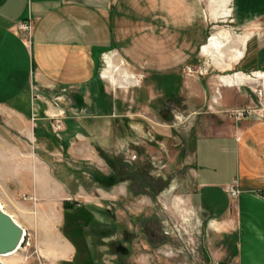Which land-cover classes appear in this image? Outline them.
<instances>
[{
    "label": "rangeland",
    "instance_id": "obj_1",
    "mask_svg": "<svg viewBox=\"0 0 264 264\" xmlns=\"http://www.w3.org/2000/svg\"><path fill=\"white\" fill-rule=\"evenodd\" d=\"M237 1L104 0L119 37L115 65L102 67L116 114L112 123L100 118L104 129L69 120L63 127L55 117L36 123L34 140L32 120L0 112V205L26 232L3 262L226 264L215 254L219 235L189 196L196 123L237 108L239 93L251 96L264 118V99L252 91L262 81L238 83L228 95L218 81L264 71V14L240 25ZM224 29L230 38L248 35L241 58L201 52L210 35L225 37ZM259 49L257 68L251 60ZM70 242L77 253L65 259Z\"/></svg>",
    "mask_w": 264,
    "mask_h": 264
},
{
    "label": "crops",
    "instance_id": "obj_2",
    "mask_svg": "<svg viewBox=\"0 0 264 264\" xmlns=\"http://www.w3.org/2000/svg\"><path fill=\"white\" fill-rule=\"evenodd\" d=\"M237 2L240 25L264 14V0ZM24 20L31 24L30 43L17 29ZM223 32V43L209 55L228 50L233 60L241 58L248 35L230 38L228 30ZM262 54L259 49L251 60L254 67L260 66ZM118 56V27L104 0H0V112L23 123L32 120L34 140L36 123L55 117L63 127L69 120L104 129L103 117L112 123L115 102L104 84L111 79L102 67L105 57L112 66ZM256 73L264 71L236 72L218 81L228 95L238 83L262 81ZM239 96L236 107L255 103L251 96ZM205 117L196 123L192 139L191 205L220 237L215 252L219 262L227 258L226 264H264V118ZM11 162L7 160L10 167ZM233 183L239 189L235 200L226 191ZM70 243L65 259L77 253V245Z\"/></svg>",
    "mask_w": 264,
    "mask_h": 264
},
{
    "label": "water",
    "instance_id": "obj_3",
    "mask_svg": "<svg viewBox=\"0 0 264 264\" xmlns=\"http://www.w3.org/2000/svg\"><path fill=\"white\" fill-rule=\"evenodd\" d=\"M24 230L7 213L0 209V255L16 252L24 239ZM116 251L126 254L128 249L118 244ZM0 264H8L0 260Z\"/></svg>",
    "mask_w": 264,
    "mask_h": 264
},
{
    "label": "built area",
    "instance_id": "obj_4",
    "mask_svg": "<svg viewBox=\"0 0 264 264\" xmlns=\"http://www.w3.org/2000/svg\"><path fill=\"white\" fill-rule=\"evenodd\" d=\"M17 29L21 32L22 36L26 39L27 43H30V33H31V24L29 20H24L21 21L18 26ZM252 91L254 92V94H256V96L259 99H264V85L262 83L261 86H256L252 89ZM260 112L259 110L256 109V107L253 106H244V107H237L234 109H231L227 112V115L229 117H233L234 119H238V118H245V117H250L252 115H258ZM258 117H262V113H260L258 115ZM227 193L230 197V199L235 200V198L237 197L238 193H239V189L237 188V186L233 183L227 186ZM26 237V234L24 236V238ZM25 241V239H24ZM24 241L22 242V244L24 243Z\"/></svg>",
    "mask_w": 264,
    "mask_h": 264
},
{
    "label": "bare ground",
    "instance_id": "obj_5",
    "mask_svg": "<svg viewBox=\"0 0 264 264\" xmlns=\"http://www.w3.org/2000/svg\"><path fill=\"white\" fill-rule=\"evenodd\" d=\"M224 40V37H212V38H210L209 39V41H208V43L206 44V45H204L203 47H202V50H203V53H205V54H209V51L213 48V47H217V45H219V43L220 42H222ZM223 43V42H222ZM105 61L107 62V64L109 63V58L107 57H105ZM121 75L123 76V77H125V78H129V79H133V77L134 76H132V75H128L127 73H123V72H121ZM257 78L256 79H261L262 80V83H263V85H264V73H256V75H255ZM254 76V77H255ZM0 209L3 211V212H5L3 209H2V207H1V205H0ZM6 213V212H5ZM8 214V213H7ZM9 215V214H8ZM19 226H21L11 215H9ZM21 228L23 229V227L21 226ZM24 230V229H23ZM24 234H26V232H25V230H24ZM25 239V238H24ZM24 239H23V241H24ZM22 241V242H23ZM21 245H22V243L20 244V246L17 248V250H19L20 248H21ZM59 248H60V250H63V251H66L67 250V248H66V246L65 245H61L60 244V246H59ZM17 250H16V252H17ZM16 252H14V253H9V254H4V255H0V260L2 261V258L3 257H5V256H9V255H13V254H15ZM68 255V251H67V253L64 255V256H67ZM3 262V261H2Z\"/></svg>",
    "mask_w": 264,
    "mask_h": 264
},
{
    "label": "trees",
    "instance_id": "obj_6",
    "mask_svg": "<svg viewBox=\"0 0 264 264\" xmlns=\"http://www.w3.org/2000/svg\"><path fill=\"white\" fill-rule=\"evenodd\" d=\"M79 243V242H78Z\"/></svg>",
    "mask_w": 264,
    "mask_h": 264
}]
</instances>
